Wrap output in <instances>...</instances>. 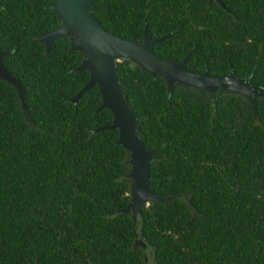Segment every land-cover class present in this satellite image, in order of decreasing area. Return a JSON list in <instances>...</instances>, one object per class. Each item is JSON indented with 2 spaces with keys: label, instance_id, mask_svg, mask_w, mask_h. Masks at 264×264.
Returning a JSON list of instances; mask_svg holds the SVG:
<instances>
[{
  "label": "trees",
  "instance_id": "trees-1",
  "mask_svg": "<svg viewBox=\"0 0 264 264\" xmlns=\"http://www.w3.org/2000/svg\"><path fill=\"white\" fill-rule=\"evenodd\" d=\"M49 0H0L3 64L25 85L24 105L0 77V264H264V95L203 89L116 60L155 192H181L126 205V151L95 107L94 83L73 69L82 57L62 34L47 50L33 34L55 25ZM102 26L141 39L157 53L212 73L230 69L264 86V0H92ZM140 236L141 242H135Z\"/></svg>",
  "mask_w": 264,
  "mask_h": 264
},
{
  "label": "water",
  "instance_id": "water-1",
  "mask_svg": "<svg viewBox=\"0 0 264 264\" xmlns=\"http://www.w3.org/2000/svg\"><path fill=\"white\" fill-rule=\"evenodd\" d=\"M217 1L223 5L222 0ZM46 6L55 12L57 22L51 28L33 34L32 38L42 41L44 49L47 50L54 37L65 34L69 38L68 47L81 51L82 57L73 69L86 68L88 78L68 98L74 101L92 84L98 86L101 99L95 110L100 107L109 108L111 119L95 125L93 130L113 127L117 129L115 141L126 151L127 169L124 177L128 181L129 195L122 210L130 212L133 222L136 213L140 212L141 203L147 204L150 200L167 201L182 196V193L155 192L149 186V164L156 147L143 144L139 131L141 117L135 114L125 96L124 86L117 73V59L129 58L151 75H161L169 91L175 83L203 89L211 99L219 91H237L249 100L252 107L255 97L264 95V86L252 82L248 75H236L232 69L223 73H212L206 68L195 70L188 67L185 61L190 50L177 58L157 53L152 45L165 34L151 36L146 23L143 25L140 40L124 37L104 28L99 19L90 12L99 9L92 0H49ZM9 50L0 47V77L12 83L21 104L24 105L25 85L2 62V55Z\"/></svg>",
  "mask_w": 264,
  "mask_h": 264
},
{
  "label": "rangeland",
  "instance_id": "rangeland-1",
  "mask_svg": "<svg viewBox=\"0 0 264 264\" xmlns=\"http://www.w3.org/2000/svg\"><path fill=\"white\" fill-rule=\"evenodd\" d=\"M136 237H137V239L135 240V242H141L142 245H143L144 242H142L141 237L140 236H136ZM144 245H145V243H144Z\"/></svg>",
  "mask_w": 264,
  "mask_h": 264
}]
</instances>
